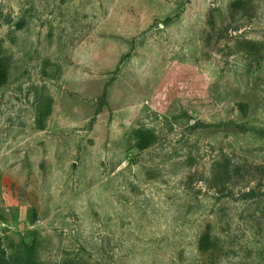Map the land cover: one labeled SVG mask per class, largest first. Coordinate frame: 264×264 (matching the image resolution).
Here are the masks:
<instances>
[{
    "label": "rangeland",
    "instance_id": "374dc122",
    "mask_svg": "<svg viewBox=\"0 0 264 264\" xmlns=\"http://www.w3.org/2000/svg\"><path fill=\"white\" fill-rule=\"evenodd\" d=\"M0 62V264H264V0H0Z\"/></svg>",
    "mask_w": 264,
    "mask_h": 264
},
{
    "label": "trees",
    "instance_id": "16d2710c",
    "mask_svg": "<svg viewBox=\"0 0 264 264\" xmlns=\"http://www.w3.org/2000/svg\"><path fill=\"white\" fill-rule=\"evenodd\" d=\"M1 63V62H0ZM1 68H2V65H0V70H1ZM104 98V96H102V99ZM90 123H91V121H90ZM211 242H212V240H211V237H210V234L208 233L207 235H206V238L203 240V246L204 247H209L210 245H211ZM202 246V247H203ZM2 260V261H1ZM0 261H1V263L4 261V259H3V257H1L0 258Z\"/></svg>",
    "mask_w": 264,
    "mask_h": 264
}]
</instances>
